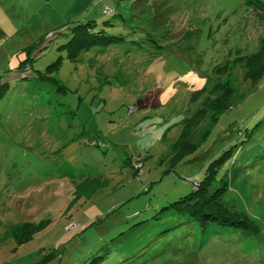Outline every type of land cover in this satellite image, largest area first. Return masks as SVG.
<instances>
[{
	"label": "rangeland",
	"instance_id": "1",
	"mask_svg": "<svg viewBox=\"0 0 264 264\" xmlns=\"http://www.w3.org/2000/svg\"><path fill=\"white\" fill-rule=\"evenodd\" d=\"M254 1L0 0V264H264ZM230 147L211 189L258 234L160 212Z\"/></svg>",
	"mask_w": 264,
	"mask_h": 264
},
{
	"label": "trees",
	"instance_id": "2",
	"mask_svg": "<svg viewBox=\"0 0 264 264\" xmlns=\"http://www.w3.org/2000/svg\"><path fill=\"white\" fill-rule=\"evenodd\" d=\"M256 2L261 11H264V5ZM247 65L245 79L256 82L261 74L264 73V39L260 41L259 50L250 57ZM8 85L0 84V98L7 92ZM216 104L221 105L219 114L231 104L232 88L230 86H222L217 92ZM209 103H205L203 108L208 109ZM215 117H212V122ZM232 154V147L222 153L218 158L213 160L205 169L202 179L197 182L198 186H192V191L179 198L177 201L169 204L167 207L161 208L171 210L174 214L181 218H185L187 223L192 224L198 229L199 233H207L209 237L219 236L223 239H231L238 233L246 234L251 231L254 236L258 234V229L248 220L241 212L233 208L231 205L225 204L221 197L225 191L224 187L211 189L215 181V174L222 163ZM218 229V232H209V228ZM102 258H93L89 264H99ZM50 261V260H49ZM48 263V261H47ZM46 264V262L44 263Z\"/></svg>",
	"mask_w": 264,
	"mask_h": 264
},
{
	"label": "built area",
	"instance_id": "3",
	"mask_svg": "<svg viewBox=\"0 0 264 264\" xmlns=\"http://www.w3.org/2000/svg\"><path fill=\"white\" fill-rule=\"evenodd\" d=\"M193 186L196 188L198 186V183L195 181H192Z\"/></svg>",
	"mask_w": 264,
	"mask_h": 264
}]
</instances>
